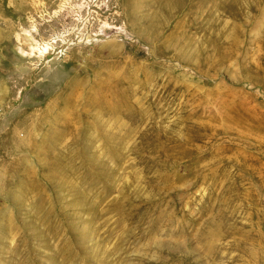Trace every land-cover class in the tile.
Segmentation results:
<instances>
[{"label":"rangeland","instance_id":"obj_1","mask_svg":"<svg viewBox=\"0 0 264 264\" xmlns=\"http://www.w3.org/2000/svg\"><path fill=\"white\" fill-rule=\"evenodd\" d=\"M0 264H264V0H0Z\"/></svg>","mask_w":264,"mask_h":264}]
</instances>
